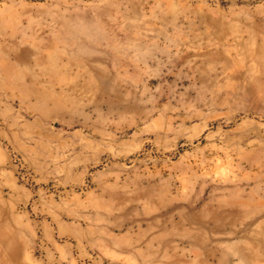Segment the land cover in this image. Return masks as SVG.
<instances>
[{
    "label": "rangeland",
    "instance_id": "rangeland-1",
    "mask_svg": "<svg viewBox=\"0 0 264 264\" xmlns=\"http://www.w3.org/2000/svg\"><path fill=\"white\" fill-rule=\"evenodd\" d=\"M0 264H264V0H0Z\"/></svg>",
    "mask_w": 264,
    "mask_h": 264
}]
</instances>
